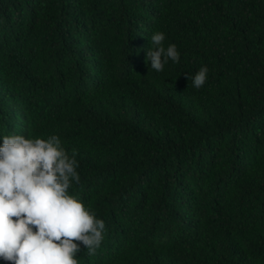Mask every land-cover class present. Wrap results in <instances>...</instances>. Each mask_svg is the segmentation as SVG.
<instances>
[{
    "label": "trees",
    "instance_id": "obj_1",
    "mask_svg": "<svg viewBox=\"0 0 264 264\" xmlns=\"http://www.w3.org/2000/svg\"><path fill=\"white\" fill-rule=\"evenodd\" d=\"M11 135L75 155L69 195L105 223L79 264H264V0H0Z\"/></svg>",
    "mask_w": 264,
    "mask_h": 264
},
{
    "label": "clouds",
    "instance_id": "obj_2",
    "mask_svg": "<svg viewBox=\"0 0 264 264\" xmlns=\"http://www.w3.org/2000/svg\"><path fill=\"white\" fill-rule=\"evenodd\" d=\"M165 35L151 37L146 63L162 72L171 59L179 62L175 45L163 46ZM207 66L192 78L201 88ZM0 146V260L6 264H79L82 244L96 254L104 238L105 223L76 197L78 163L53 135L47 140L4 136Z\"/></svg>",
    "mask_w": 264,
    "mask_h": 264
}]
</instances>
